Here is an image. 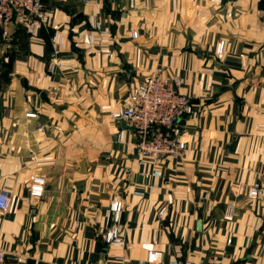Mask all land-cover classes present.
<instances>
[{
	"label": "crops",
	"instance_id": "obj_1",
	"mask_svg": "<svg viewBox=\"0 0 264 264\" xmlns=\"http://www.w3.org/2000/svg\"><path fill=\"white\" fill-rule=\"evenodd\" d=\"M45 2L50 26L0 37V251L29 264H264V195L249 197L264 186V0ZM159 67L195 113L185 158L145 167L111 113ZM115 196L123 243L109 246Z\"/></svg>",
	"mask_w": 264,
	"mask_h": 264
},
{
	"label": "built area",
	"instance_id": "obj_2",
	"mask_svg": "<svg viewBox=\"0 0 264 264\" xmlns=\"http://www.w3.org/2000/svg\"><path fill=\"white\" fill-rule=\"evenodd\" d=\"M67 1V0H61ZM51 13L43 0H0V37L4 42L11 38L10 29L14 24L26 27L34 34L43 27L51 25ZM137 38L138 33L133 32ZM54 44L61 45L65 37L60 33L52 38ZM226 43L221 41L217 46V53L225 52ZM183 79L178 76L164 74L159 67L152 70L145 80L136 84L124 103V108L111 113L112 119L121 125L119 140L122 141L127 131L137 138L135 148L139 163L157 166L168 160H183L188 150V142L184 137L189 134L182 121L195 113L194 106L188 95L181 92ZM192 140V137H191ZM46 182L43 178H36L31 191L35 196L45 192ZM264 195V186L254 183L249 189V197L253 201H260ZM10 205V195L6 191L0 192V209L7 211ZM124 201L115 196L109 206L107 227L103 233L105 242L109 246L123 243L122 213ZM167 207L159 210V215L165 217ZM232 215V209L230 216ZM0 261L3 264H29L27 260L17 255H7L0 251ZM106 264H132L125 259H112ZM169 264H219L215 259L206 262L193 259H174Z\"/></svg>",
	"mask_w": 264,
	"mask_h": 264
},
{
	"label": "trees",
	"instance_id": "obj_3",
	"mask_svg": "<svg viewBox=\"0 0 264 264\" xmlns=\"http://www.w3.org/2000/svg\"><path fill=\"white\" fill-rule=\"evenodd\" d=\"M67 1H69V0H67ZM43 2L45 3L47 9L49 10V7H48L47 3L45 2V0H43ZM62 2H66V1H62ZM18 25H20V24H18Z\"/></svg>",
	"mask_w": 264,
	"mask_h": 264
}]
</instances>
